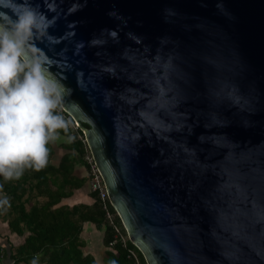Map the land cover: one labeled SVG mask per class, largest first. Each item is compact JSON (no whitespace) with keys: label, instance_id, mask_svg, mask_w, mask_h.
I'll list each match as a JSON object with an SVG mask.
<instances>
[{"label":"water","instance_id":"water-1","mask_svg":"<svg viewBox=\"0 0 264 264\" xmlns=\"http://www.w3.org/2000/svg\"><path fill=\"white\" fill-rule=\"evenodd\" d=\"M32 2L147 264H264V0Z\"/></svg>","mask_w":264,"mask_h":264},{"label":"trees","instance_id":"trees-1","mask_svg":"<svg viewBox=\"0 0 264 264\" xmlns=\"http://www.w3.org/2000/svg\"><path fill=\"white\" fill-rule=\"evenodd\" d=\"M57 110L69 122L67 131L58 129L61 140L57 145L63 153L57 162L54 161L56 147L54 141H50L45 167L39 170L26 167L19 178L6 180L0 176V199L7 196L10 201L0 204V215L10 231L23 239L17 245L9 241L8 245H3L4 257L13 260V264H31L34 257L38 258V264H98L95 256L85 250L81 235L84 222L91 221L103 229L105 252L111 264H147L141 250L129 239L109 199L107 209L114 213L115 224L126 237L125 241L108 220L104 203L96 192L90 189L91 204L62 202L89 181L88 175L75 173L80 165L88 171L85 159L88 144L84 131L76 127L62 105ZM0 264H5L1 255Z\"/></svg>","mask_w":264,"mask_h":264},{"label":"clouds","instance_id":"clouds-1","mask_svg":"<svg viewBox=\"0 0 264 264\" xmlns=\"http://www.w3.org/2000/svg\"><path fill=\"white\" fill-rule=\"evenodd\" d=\"M52 23L32 0H0V176L6 180L19 178L26 167H45L49 142L60 136L58 129H68L57 110L65 85L35 42L49 35ZM9 203L7 196L0 199Z\"/></svg>","mask_w":264,"mask_h":264},{"label":"crops","instance_id":"crops-1","mask_svg":"<svg viewBox=\"0 0 264 264\" xmlns=\"http://www.w3.org/2000/svg\"><path fill=\"white\" fill-rule=\"evenodd\" d=\"M75 173L78 176H87L88 171L84 165H80V166H77V168L75 169ZM89 192H90V189H88L85 184L83 187L76 189L74 193L72 194V196L66 199H63L62 202L68 203L70 205L77 204V203L91 204L93 202V198L90 196ZM6 224L8 227L7 221H6ZM81 235L85 241V250L87 252L92 253L95 256L98 264H100V259H102V261L104 262H108V264H111L109 261H106L109 259L105 252V247L103 243V229L99 228L95 223L91 221H85L83 224V231ZM94 235L98 237L97 240H95V238H93L92 240V237H94ZM14 236L18 238L16 239V241L18 240V242H16L15 240L13 241L15 245L22 242L23 240L22 237L16 236L15 234ZM6 260L8 261L9 259L5 258V264L8 263L6 262Z\"/></svg>","mask_w":264,"mask_h":264},{"label":"built area","instance_id":"built-area-1","mask_svg":"<svg viewBox=\"0 0 264 264\" xmlns=\"http://www.w3.org/2000/svg\"><path fill=\"white\" fill-rule=\"evenodd\" d=\"M76 127H79V126L76 125ZM84 140L86 141V138H84ZM86 143H87V141H86ZM87 150L88 151L85 155V159H86V162L88 164L87 175L89 177L90 189L92 191L96 192L98 194V196L102 199V201L104 203L103 205L106 208V215H107L108 220L110 221V223L115 225L117 232L120 234L122 240L125 241L126 237L120 232L119 227L115 224L114 213L111 212L109 209H107L106 201H107V199H109V194H108L104 179L102 177V174L99 170V167L97 166V163H96L94 156L92 155L91 150H90L88 145H87ZM0 253L2 254L1 251H0ZM2 256L3 255H1V257ZM7 264H13V260L11 261V263H7Z\"/></svg>","mask_w":264,"mask_h":264},{"label":"rangeland","instance_id":"rangeland-1","mask_svg":"<svg viewBox=\"0 0 264 264\" xmlns=\"http://www.w3.org/2000/svg\"><path fill=\"white\" fill-rule=\"evenodd\" d=\"M75 124L77 125L76 122H75ZM60 140H61L60 136L57 139L53 140L54 141L53 143L55 144V147H56V156L54 159V161H56V162H57L59 156L63 153V149L58 147V145H57ZM86 187L88 189H90L89 181L86 183ZM14 237H15L14 234H12L10 229L7 227L6 220H4L3 216L0 215V251L2 252V254L0 253V255H3L4 261H5V257H4V251L2 250V246L8 245L9 244L8 241L11 242L12 244H14L13 241L14 240L16 241V239H18L16 237L15 238ZM93 238H95V240L98 239V237L96 235H94V237H92V240H93ZM16 242H18V240ZM11 261L12 260H8V261L6 260V262H8V263H11ZM106 261H108V260H106ZM100 264H108V262H104V261H102V259H100Z\"/></svg>","mask_w":264,"mask_h":264}]
</instances>
